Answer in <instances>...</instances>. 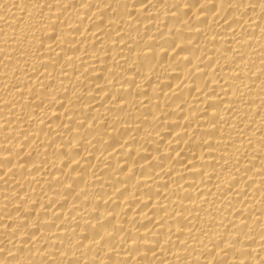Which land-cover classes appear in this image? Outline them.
<instances>
[{
  "label": "bare ground",
  "instance_id": "1",
  "mask_svg": "<svg viewBox=\"0 0 264 264\" xmlns=\"http://www.w3.org/2000/svg\"><path fill=\"white\" fill-rule=\"evenodd\" d=\"M0 264H264V0H0Z\"/></svg>",
  "mask_w": 264,
  "mask_h": 264
}]
</instances>
